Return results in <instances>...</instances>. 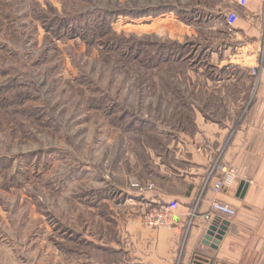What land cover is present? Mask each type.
<instances>
[{
  "label": "rangeland",
  "instance_id": "374dc122",
  "mask_svg": "<svg viewBox=\"0 0 264 264\" xmlns=\"http://www.w3.org/2000/svg\"><path fill=\"white\" fill-rule=\"evenodd\" d=\"M226 1L0 0V264H118L135 191L202 125L228 128L219 164L263 66Z\"/></svg>",
  "mask_w": 264,
  "mask_h": 264
},
{
  "label": "crops",
  "instance_id": "0c3cea01",
  "mask_svg": "<svg viewBox=\"0 0 264 264\" xmlns=\"http://www.w3.org/2000/svg\"><path fill=\"white\" fill-rule=\"evenodd\" d=\"M226 4L239 17L236 39L248 41L244 46L247 53L241 54L238 48L233 57L239 54V60L253 63L259 59L263 64L258 98L249 118L219 160V165H228L234 174L227 179L216 172L204 185L209 166L223 149L228 128L202 125V133L187 140L178 153L180 158L175 157L180 166L166 167L155 189L133 195L150 206L168 207L174 226L144 229L140 220H127L119 231L118 264H191L195 259L207 264H264V0L250 2L245 8L229 1ZM217 179L223 180L224 188L214 194L211 185ZM240 183L247 186L243 197L237 196ZM213 201L235 211L233 217L219 216L210 222L228 223L217 249L203 245L210 226L203 215L210 212ZM194 208L197 214L190 220Z\"/></svg>",
  "mask_w": 264,
  "mask_h": 264
},
{
  "label": "built area",
  "instance_id": "2783aa9c",
  "mask_svg": "<svg viewBox=\"0 0 264 264\" xmlns=\"http://www.w3.org/2000/svg\"><path fill=\"white\" fill-rule=\"evenodd\" d=\"M227 1L235 3L240 8H245L248 3L258 2L260 0H227ZM238 21H239V17L237 13H235L232 10H228L226 12L225 22H226V26L229 29H235ZM216 172L221 173V175L227 177V179L232 178L234 174L233 169L231 167H229L228 165H219L217 164V161H215L212 164L207 174V179L204 185L206 186L208 185V183L210 182V180H212ZM204 188L205 186L202 188V190ZM223 188H224V182L222 179H217L211 185V191L214 194L219 193ZM196 214L197 213L194 208V210L189 215L190 220L194 219L196 217ZM234 215H235L234 209L218 201H213L210 204V212L208 214L203 215V219L206 223H210L215 217H219V216L233 217ZM171 218H172L171 212L168 207L164 205L154 206L149 210L148 214L143 218V224L145 227L149 229L169 228L174 224ZM196 260L197 259H195L194 261Z\"/></svg>",
  "mask_w": 264,
  "mask_h": 264
},
{
  "label": "water",
  "instance_id": "95a60500",
  "mask_svg": "<svg viewBox=\"0 0 264 264\" xmlns=\"http://www.w3.org/2000/svg\"><path fill=\"white\" fill-rule=\"evenodd\" d=\"M246 184L240 183L238 190H237V196L243 197L246 191ZM228 226L227 222H222L219 224L216 221H213L210 223V226L206 232V235L204 237L203 245L209 246L212 249H217L220 241L222 240V237L224 236L226 232V228ZM191 264H207V261L203 262L200 260H196L192 262Z\"/></svg>",
  "mask_w": 264,
  "mask_h": 264
}]
</instances>
